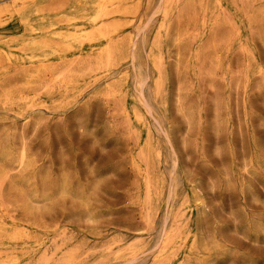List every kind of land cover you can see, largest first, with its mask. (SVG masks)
Wrapping results in <instances>:
<instances>
[{
  "label": "rangeland",
  "instance_id": "obj_1",
  "mask_svg": "<svg viewBox=\"0 0 264 264\" xmlns=\"http://www.w3.org/2000/svg\"><path fill=\"white\" fill-rule=\"evenodd\" d=\"M0 21V264H264V0Z\"/></svg>",
  "mask_w": 264,
  "mask_h": 264
},
{
  "label": "bare ground",
  "instance_id": "obj_2",
  "mask_svg": "<svg viewBox=\"0 0 264 264\" xmlns=\"http://www.w3.org/2000/svg\"><path fill=\"white\" fill-rule=\"evenodd\" d=\"M28 1V0H27ZM20 4H21V2H20ZM10 5H12V4H10ZM10 5L8 4V6L10 7ZM16 5V4H15ZM4 7V6H3ZM15 7V6H14ZM13 9V8H12ZM5 10V9H4ZM10 11V10H9ZM15 12V11H14ZM6 13V12H5ZM105 13H106V10H105V7L103 6V7H100V9H99V11H98V13H97V15H96V18H99V17H101V16H104L105 15ZM14 14V13H13ZM1 22V21H0ZM104 27V26H103ZM49 30V29H48ZM71 34V33H70ZM86 34V33H85ZM84 34V35H85ZM69 35V34H68ZM72 35V34H71ZM86 35H88V34H86ZM70 36V35H69ZM89 36V35H88ZM88 36H87V38H88ZM28 37V36H27ZM73 37V36H72ZM92 38V37H91ZM86 39V38H85ZM85 39H83V40H85ZM81 40V39H80ZM34 42V41H33ZM52 51H53V49H52ZM55 51V50H54ZM32 56V55H31Z\"/></svg>",
  "mask_w": 264,
  "mask_h": 264
}]
</instances>
